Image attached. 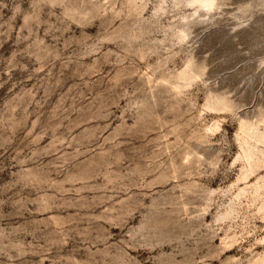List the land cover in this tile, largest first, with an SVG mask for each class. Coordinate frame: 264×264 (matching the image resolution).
<instances>
[{
    "label": "rangeland",
    "instance_id": "rangeland-1",
    "mask_svg": "<svg viewBox=\"0 0 264 264\" xmlns=\"http://www.w3.org/2000/svg\"><path fill=\"white\" fill-rule=\"evenodd\" d=\"M0 264H264V0H0Z\"/></svg>",
    "mask_w": 264,
    "mask_h": 264
}]
</instances>
